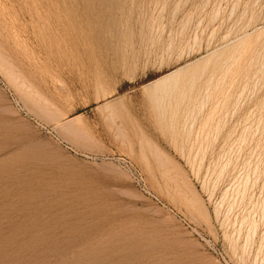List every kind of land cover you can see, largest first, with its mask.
I'll return each instance as SVG.
<instances>
[{
    "label": "rangeland",
    "instance_id": "obj_1",
    "mask_svg": "<svg viewBox=\"0 0 264 264\" xmlns=\"http://www.w3.org/2000/svg\"><path fill=\"white\" fill-rule=\"evenodd\" d=\"M0 264H264V0H0Z\"/></svg>",
    "mask_w": 264,
    "mask_h": 264
}]
</instances>
